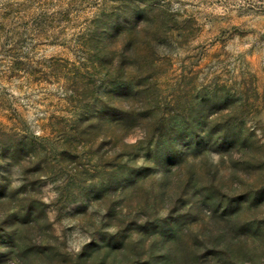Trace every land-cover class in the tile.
I'll use <instances>...</instances> for the list:
<instances>
[{"label": "rangeland", "instance_id": "1", "mask_svg": "<svg viewBox=\"0 0 264 264\" xmlns=\"http://www.w3.org/2000/svg\"><path fill=\"white\" fill-rule=\"evenodd\" d=\"M0 264H264V0H0Z\"/></svg>", "mask_w": 264, "mask_h": 264}, {"label": "clouds", "instance_id": "2", "mask_svg": "<svg viewBox=\"0 0 264 264\" xmlns=\"http://www.w3.org/2000/svg\"><path fill=\"white\" fill-rule=\"evenodd\" d=\"M219 199H221V200H223L224 199V197H219ZM229 202V201H228ZM228 205V204H227ZM227 205H225V207L224 208H222V209H220V212L222 213V214H224V215H226L227 214V212L225 211V208H226V206ZM225 228H227L229 225L227 224V222H225ZM102 231L103 232H108V233H115L116 232V228H103L102 229Z\"/></svg>", "mask_w": 264, "mask_h": 264}]
</instances>
